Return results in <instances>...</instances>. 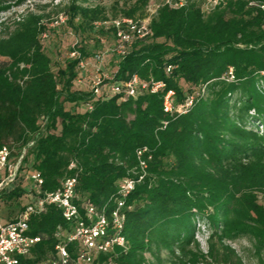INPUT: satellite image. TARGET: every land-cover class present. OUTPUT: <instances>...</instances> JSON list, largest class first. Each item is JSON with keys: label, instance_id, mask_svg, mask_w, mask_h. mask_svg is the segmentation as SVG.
<instances>
[{"label": "trees", "instance_id": "trees-1", "mask_svg": "<svg viewBox=\"0 0 264 264\" xmlns=\"http://www.w3.org/2000/svg\"><path fill=\"white\" fill-rule=\"evenodd\" d=\"M148 1L137 0V6ZM202 1L162 4L151 19V34L115 56L116 71L103 79L104 89L133 75L165 83L162 92L141 91L135 98L106 90L96 97L76 88L78 64L88 59L81 48L53 71L41 45L43 16L27 13L0 39V144L14 161L26 149L18 176L30 169L40 173L43 185L35 195L76 175L77 203L102 206L117 199L125 179L135 182L124 200L128 249L97 254L91 264H155L145 253L161 264L162 251L168 264H213L212 240L225 248L238 236L254 252L262 248L264 208L248 190L264 187V12L249 7L251 0H224L208 11ZM76 3L66 7L69 20L84 17L95 31L93 24L105 18ZM107 32L115 37L112 29ZM168 91L175 104L197 96L185 114L168 115L162 106ZM143 149L141 170L137 151ZM27 186L23 180L2 194L1 205L27 202ZM198 220L210 230L206 253L194 237ZM28 226L29 235L41 241L21 264H49L58 229L66 234L71 227L53 206ZM68 252L74 259V246ZM231 258L240 263L234 253Z\"/></svg>", "mask_w": 264, "mask_h": 264}, {"label": "built area", "instance_id": "built-area-1", "mask_svg": "<svg viewBox=\"0 0 264 264\" xmlns=\"http://www.w3.org/2000/svg\"><path fill=\"white\" fill-rule=\"evenodd\" d=\"M185 0H165L163 5L171 8L181 6ZM224 0H203L202 9L212 10L221 4ZM248 6L264 12V3L249 1ZM159 6L148 11V15L139 21L133 19H119L110 23L104 22L103 25L113 30L116 38V45L112 49L117 57H122L126 50L133 45L135 41L143 40L148 37L150 32V22ZM62 23L63 19L60 18ZM108 24V25H107ZM76 54L72 53L71 58ZM100 56L94 57V62H98ZM86 63L80 61L78 69L84 68ZM171 68L166 69L170 73ZM229 78L232 79V70H229ZM103 77L96 78L91 88L93 94L98 97L102 92L110 94H121L135 98L141 91H149L151 94L160 93L165 88L163 81L150 79L143 81L136 75H133L128 81L114 84L108 89H104L102 84ZM193 102L192 95H189L183 104L174 103L173 91H168L163 98V112L168 115L186 113ZM32 145V144H30ZM29 145V146H30ZM145 149L137 151V159L141 170L144 169V162L141 160ZM26 153L23 149L20 156L13 163L11 160V150L0 144V264H21V259L29 257L31 249L40 241L39 236L29 235V220L32 217L42 215L47 208L53 206L60 210L62 218L71 227L64 234L58 229L56 237L59 242L54 247V258L49 264H91L97 254L112 253L115 248L127 250L129 245L123 235L125 216L124 200L134 189L135 182L131 179H125L119 186L118 197L112 204L106 203L102 206H95L91 203L79 205L76 201L77 176L66 177L60 186L51 192H43L41 195H35L43 185V178L40 173L34 169L26 172L25 176L19 177V167ZM75 168V164L69 165L68 170ZM26 181L28 184L27 192L29 202L18 212L11 220H5L1 217V197L14 189L19 180ZM141 179V177H139ZM68 246H74L75 258L71 259L68 252Z\"/></svg>", "mask_w": 264, "mask_h": 264}, {"label": "rangeland", "instance_id": "rangeland-1", "mask_svg": "<svg viewBox=\"0 0 264 264\" xmlns=\"http://www.w3.org/2000/svg\"><path fill=\"white\" fill-rule=\"evenodd\" d=\"M70 1L3 0L0 4V39L6 38L14 29L15 23L27 13L43 16L42 24L47 27V31L41 35L40 39L43 52L51 61V69L56 71L63 67L65 61L71 58L73 49H83L88 55V59L83 60L86 65L80 69L82 74L77 80L76 88L88 92L91 91L96 78H111L116 71L115 55L112 53V49L116 45V38L107 32L108 28L103 23L126 18L139 21L148 15L149 10L161 6L165 0H149L144 8L137 6V0H77L76 5L80 8L87 11H97V15L105 18L104 21L93 24L95 31L92 32L87 28L84 17L77 16L75 19L69 20V15L65 14V10ZM194 1L197 2L198 0ZM60 18L63 19L62 23L59 22ZM97 55L100 56V59L98 62H94V57ZM0 61L4 60L0 59ZM182 89L185 90L186 86L182 85ZM198 90L200 91L199 94L203 95V88ZM191 95L193 100L197 96L194 93ZM261 128L260 126L259 131L262 130ZM10 162L13 163L14 160L11 159ZM261 188V190H248V193L257 205L264 208V187ZM20 200H4L3 205H1V217L13 219L22 205L29 202V199L27 202ZM197 229L194 237L199 243L200 250L206 253L210 230L204 220L197 221ZM212 243L216 249L211 261L213 264L217 262L219 264H257L256 255L264 259V243L260 242L262 248L259 253L254 252L251 242L243 236L224 242L225 248H222L215 239L212 240ZM233 253L240 259V263L235 258H231ZM144 256L148 262L156 264V260L149 253H145ZM159 257L162 261L161 264H168L169 256L165 251H162Z\"/></svg>", "mask_w": 264, "mask_h": 264}]
</instances>
